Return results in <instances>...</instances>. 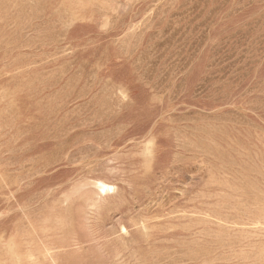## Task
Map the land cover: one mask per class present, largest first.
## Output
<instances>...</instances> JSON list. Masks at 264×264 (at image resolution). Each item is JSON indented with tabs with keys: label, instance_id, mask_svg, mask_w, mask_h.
<instances>
[{
	"label": "rangeland",
	"instance_id": "obj_1",
	"mask_svg": "<svg viewBox=\"0 0 264 264\" xmlns=\"http://www.w3.org/2000/svg\"><path fill=\"white\" fill-rule=\"evenodd\" d=\"M0 264H264V0H0Z\"/></svg>",
	"mask_w": 264,
	"mask_h": 264
},
{
	"label": "bare ground",
	"instance_id": "obj_2",
	"mask_svg": "<svg viewBox=\"0 0 264 264\" xmlns=\"http://www.w3.org/2000/svg\"><path fill=\"white\" fill-rule=\"evenodd\" d=\"M98 184V187H100V191L102 192V194H105V196H108L114 191V187L112 185H108L103 182H98Z\"/></svg>",
	"mask_w": 264,
	"mask_h": 264
}]
</instances>
